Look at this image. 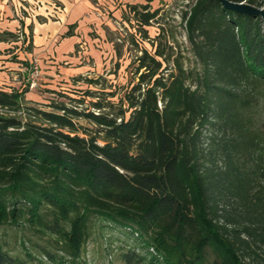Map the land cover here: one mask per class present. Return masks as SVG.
I'll list each match as a JSON object with an SVG mask.
<instances>
[{
  "label": "trees",
  "instance_id": "16d2710c",
  "mask_svg": "<svg viewBox=\"0 0 264 264\" xmlns=\"http://www.w3.org/2000/svg\"><path fill=\"white\" fill-rule=\"evenodd\" d=\"M130 8L140 54L127 85L80 91L98 98L85 109L0 88V228L38 237L23 245L50 264H85L106 230L123 264H264V17L196 0L188 69L144 45L159 10ZM4 34L31 49L24 30ZM0 264L26 261L0 246Z\"/></svg>",
  "mask_w": 264,
  "mask_h": 264
},
{
  "label": "rangeland",
  "instance_id": "374dc122",
  "mask_svg": "<svg viewBox=\"0 0 264 264\" xmlns=\"http://www.w3.org/2000/svg\"><path fill=\"white\" fill-rule=\"evenodd\" d=\"M153 3L148 4L150 11L159 10L157 17L151 21V26L147 29L149 31V39L144 41V45L148 49H153L156 44H160L162 48L166 50V53L173 54L170 60V66L172 67L173 59L179 58L184 62L186 68H194L198 66L195 55L191 51V46L187 38L185 22L183 20V13L189 10L190 6L196 0H151ZM103 12H109V18L113 21V30L105 28L106 37L110 44L113 45L112 52L114 53V59L107 61L105 68H101L98 72H91L84 77L80 83L73 80L69 81L67 85L61 86L65 90H61L65 94L59 96L57 93L50 92L47 88L43 87V75L39 70L40 76L36 79L37 86L29 88L27 98L34 102L49 103L50 100H56L58 102H66L69 106H77L79 109L88 108L91 101H96L98 98L84 97V94L80 91L101 90L102 87L105 91H110L111 83H117L119 85H127L132 77L131 62L139 51L136 45L132 43L131 34L136 31V22L133 20L134 15L129 9L125 11L122 9L118 16L113 15V11L109 9H102ZM107 10V11H106ZM126 12V16L122 14ZM130 19L128 21L127 19ZM115 29V30H114ZM139 35V34H138ZM139 38V36H138ZM115 47V48H114ZM121 52V57H118L115 49ZM18 46L12 45V43H0V88L10 90V88H21L27 86L32 82L31 72L29 70H19L21 67L19 63V51ZM14 62V64H11ZM29 66V65H28ZM27 66V68H28ZM95 67L94 69H96ZM97 71V69H96ZM114 71L115 74L108 75V72ZM42 76V77H41ZM98 76H103L98 85H90L85 79H95ZM61 82V81H59ZM60 87V86H59ZM62 89V88H61ZM61 92V93H62ZM104 102L117 101V97H108L106 94H97ZM81 100L85 101L82 103ZM46 110H51L49 107H45ZM78 125H81L91 131H95L96 125L84 118L77 120ZM22 232L12 228H0V246L6 250H10V253L17 255L21 260L26 261V264H50L48 261L39 254V247H35V250L30 248V245L26 243L24 247V238L28 240L31 238L34 245L38 243L44 245L45 243L39 240L35 235L26 232L24 236ZM104 235V236H102ZM120 234L118 232H111L106 230L98 237L96 243L88 245V251L85 255V264H123L119 260L115 259V253L120 244ZM29 249V252L27 250ZM36 257L33 260V257ZM43 262H41L42 260Z\"/></svg>",
  "mask_w": 264,
  "mask_h": 264
},
{
  "label": "crops",
  "instance_id": "0c3cea01",
  "mask_svg": "<svg viewBox=\"0 0 264 264\" xmlns=\"http://www.w3.org/2000/svg\"><path fill=\"white\" fill-rule=\"evenodd\" d=\"M151 3V0H0V43L18 46L19 70L36 63L43 75V87L50 92L65 90L61 86L71 80L80 83L83 80L78 79L106 69L107 61L111 63L114 59L105 28L113 30L115 25L109 12L102 9L118 16L122 9ZM20 29L31 42L30 50L22 49L21 42L8 40L4 34L18 33Z\"/></svg>",
  "mask_w": 264,
  "mask_h": 264
},
{
  "label": "water",
  "instance_id": "95a60500",
  "mask_svg": "<svg viewBox=\"0 0 264 264\" xmlns=\"http://www.w3.org/2000/svg\"><path fill=\"white\" fill-rule=\"evenodd\" d=\"M225 8L232 9L244 14L260 15L264 17V7L258 8L249 4H236L230 0H218Z\"/></svg>",
  "mask_w": 264,
  "mask_h": 264
},
{
  "label": "built area",
  "instance_id": "2783aa9c",
  "mask_svg": "<svg viewBox=\"0 0 264 264\" xmlns=\"http://www.w3.org/2000/svg\"><path fill=\"white\" fill-rule=\"evenodd\" d=\"M27 70H29V72H31V76H32V82L30 83V87L33 88L35 86H37L36 84V79L35 78H39L40 73H39V66L36 63H30Z\"/></svg>",
  "mask_w": 264,
  "mask_h": 264
}]
</instances>
